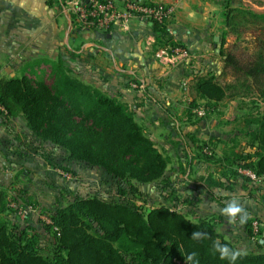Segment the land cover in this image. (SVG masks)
I'll return each mask as SVG.
<instances>
[{
    "label": "trees",
    "instance_id": "1",
    "mask_svg": "<svg viewBox=\"0 0 264 264\" xmlns=\"http://www.w3.org/2000/svg\"><path fill=\"white\" fill-rule=\"evenodd\" d=\"M218 1L224 4L226 27L236 36L235 42L221 51L224 69L230 70L235 82L242 80L237 93L245 89L242 94L253 93L264 99V13L231 7L228 0ZM152 24L157 42L167 41L169 29ZM50 67L52 72L45 80L27 75L35 69L0 79V104L7 111L0 110V120L21 114L29 133L24 140L35 146L33 154L42 157V144L55 145L66 155L54 167L69 170L72 163L99 167L121 184L132 180L153 182L164 176L167 159L122 102L72 76L60 62ZM193 83L199 98L215 103L238 88L236 83L223 85L211 75L196 76ZM251 148L246 158L232 152L211 160L209 163L221 166V178L214 172L201 185L194 183L199 196L194 202H201V189L211 194L213 186L235 178L234 167L248 168L257 177H264V113L253 132ZM203 155H189L184 170H190L194 160L210 161ZM47 161L53 164L51 159ZM119 191L124 193L121 185ZM4 199L5 194L0 192V201ZM184 201L193 202L187 198ZM6 204L0 212L6 210ZM50 220L43 223L44 233L52 237L45 245L40 244V235L32 225L0 224V264H179L186 263L192 252L198 253L199 264H232L221 260L218 253L213 255L212 244L219 240L237 249L218 234L212 221L193 220L169 206L145 212L137 205L97 195L76 197L57 207ZM198 230L206 232L208 239H192ZM235 264H264V252H241Z\"/></svg>",
    "mask_w": 264,
    "mask_h": 264
},
{
    "label": "rangeland",
    "instance_id": "2",
    "mask_svg": "<svg viewBox=\"0 0 264 264\" xmlns=\"http://www.w3.org/2000/svg\"><path fill=\"white\" fill-rule=\"evenodd\" d=\"M221 4L222 15L218 12V26L213 32L219 39L215 40L212 35L209 37L210 51H207V54L201 58H198L197 54L189 52L177 33L169 34V36L167 34V41L157 42L155 37L153 51L150 50L151 53L148 55L154 64L152 68L158 71L161 67L184 66L182 78L187 79V83L180 87L177 86L176 92L181 96L178 95L173 99L167 100V97L161 99L157 98L158 96L156 97L158 101L141 99L134 92L138 87L134 79L126 82L129 85L127 89L116 87L114 81H119V78L109 79L110 75L105 71L103 62H100V65L97 64V69H94L96 71L90 69L89 64L81 62L76 64L74 61L65 59L62 63L69 74L112 97H116L134 115L145 134L156 143L168 161L167 170L161 179L146 183L132 180L130 184H121L99 167L91 168L80 163H72L69 170L64 167H54L55 163L62 162L66 155L65 151L52 144H42V159L47 163V160L51 159L53 163L51 169L56 172H53L51 180L46 183L43 181L38 184L35 182H32V185L29 184L30 180L28 179H32V175L24 176L20 181L11 184L0 183V192L4 193L6 198L0 201V209L4 203H9L6 204V210L0 212V224L7 221L10 225L14 224L20 227L32 225L40 235V244L45 245L51 241L52 237L44 233L43 223L51 221L52 212L57 207L68 204L76 197L97 195L106 200L137 205L145 212L159 206L176 208L193 220L212 221L218 234L225 239L228 238L241 252H264V177L251 178L245 173L249 170L248 168L238 167L236 170L234 167L237 175L235 176L234 173L232 175L235 178L225 180L224 185L213 186L214 193L210 194L205 189L200 190L204 195L203 198L200 196L201 202H194V199L199 197L197 191L189 181L185 180L188 176L189 180L196 181L195 179H197L202 182L208 180L209 173L214 172H217L221 178L219 173L221 166L209 162H212L213 159L225 158L232 152L240 153L238 155L246 158L252 151L253 132L257 129L264 113V99L253 93L242 94L245 89L241 93H237L241 90L242 80L238 83L235 82L230 70L224 69L221 51L235 42L236 36L231 34L225 25L224 4L223 2ZM228 4L231 7L248 8L264 13V0H228ZM169 44L185 49L188 52V57L179 58L175 62L161 61L157 58L156 52ZM200 64H204L206 67L212 66L214 69L210 72L200 73L196 67ZM217 69L221 72L217 73ZM51 72L50 65H45L36 71L28 72L27 75L39 81L47 79ZM3 73L5 77L10 76V73H15V76H18L21 75V70H6ZM200 75L218 77L223 85L236 83L238 88L234 91L230 90L228 97L221 102H207L199 98L194 87L193 79ZM131 82L135 84L132 86ZM3 124L9 129L12 128L14 138L23 140L22 142L26 146L23 149L26 152L33 153L35 151V146L27 140L29 138L28 129L20 113L5 118ZM24 137H27L26 141ZM199 152L205 154L204 158L210 159V161H201L200 164L192 166L190 175L187 173L189 169L185 168L184 170V167L187 165L189 155L195 156ZM229 157L231 160L233 159V155ZM120 185L124 193H120ZM228 195L231 196V200L234 196H238L243 205H248L245 208L250 214V219L242 227L238 223L236 225L229 223L228 217L225 218L223 213L210 212L209 199L215 200L216 198L217 200V202L211 203L212 207L224 208L221 201L226 199L224 203H229ZM185 198L193 201L192 204H187L184 201ZM10 202H12L11 205ZM20 205L34 207L28 218H23L20 214L18 209ZM253 220H257V228L252 224Z\"/></svg>",
    "mask_w": 264,
    "mask_h": 264
},
{
    "label": "crops",
    "instance_id": "3",
    "mask_svg": "<svg viewBox=\"0 0 264 264\" xmlns=\"http://www.w3.org/2000/svg\"><path fill=\"white\" fill-rule=\"evenodd\" d=\"M116 1L122 4L125 0ZM143 1L175 4L176 11L169 21V29L177 33L189 52L197 54L198 58L210 51L209 37L216 36L213 32L218 26V12L222 15L221 2L218 0ZM155 37L153 24L140 20H136L129 30L116 28L110 33H82L76 27L73 17L63 10L62 0H0V79L5 77L3 71L6 70H36L53 62L63 63L65 59L76 64L79 62L89 64L93 71H96L94 69H97V64L103 62L105 68H102L109 73V79L119 78V81H114L116 87L127 89L129 85L126 82L134 79L138 87H134L133 90L141 99L154 101L166 97L167 100L173 99L178 95L181 96L176 92L177 86L187 83V79L182 78L184 66L175 65L154 70L152 68L154 64L148 55L151 53L150 50L153 51ZM196 67L200 73L214 69L204 64ZM197 70L195 72H198ZM220 72L217 69V73ZM12 76H15V73H10L8 77ZM134 82H131L132 86ZM12 133V128H7L0 120V183L11 184L28 175H32V179H28L31 185L32 182L38 184L51 180L50 177L56 170L51 169V165L41 156L26 152L22 140L14 138ZM21 152L25 155L20 154ZM196 164L200 162H195L192 166ZM187 173H191L190 170ZM185 180L189 181L192 187L194 183H202L197 179L189 180L188 176ZM200 196L203 198L204 195ZM227 198L230 202L231 196L228 195ZM212 200L213 198L209 199L210 212L222 214L223 208L212 207L211 203L217 202L216 199ZM225 200L221 201L223 207L227 204L224 203ZM243 206L248 207V205Z\"/></svg>",
    "mask_w": 264,
    "mask_h": 264
},
{
    "label": "built area",
    "instance_id": "4",
    "mask_svg": "<svg viewBox=\"0 0 264 264\" xmlns=\"http://www.w3.org/2000/svg\"><path fill=\"white\" fill-rule=\"evenodd\" d=\"M62 8L73 17L78 30L85 34L110 33L116 28L129 30L136 20L157 23L169 29V21L176 11L173 3H147L143 0H125L122 4L116 0H62ZM173 33L169 29L167 34ZM156 56L161 61L175 62L179 58L188 57V52L180 46L169 44L158 49ZM0 110L7 114L2 104ZM245 173L251 178H257L250 169ZM33 208L20 205L18 209L25 218ZM253 225L257 228V221H253Z\"/></svg>",
    "mask_w": 264,
    "mask_h": 264
},
{
    "label": "clouds",
    "instance_id": "5",
    "mask_svg": "<svg viewBox=\"0 0 264 264\" xmlns=\"http://www.w3.org/2000/svg\"><path fill=\"white\" fill-rule=\"evenodd\" d=\"M222 213L228 217L229 223L239 226L245 225L250 219V214L243 206L238 196H234L232 200L221 210ZM192 239L201 240L208 239V234L202 231H195L192 234ZM219 254L221 260H229L232 264L241 257L240 249H233L227 244H222L219 240L213 241L212 254ZM198 253L192 252L186 257V264H199Z\"/></svg>",
    "mask_w": 264,
    "mask_h": 264
},
{
    "label": "water",
    "instance_id": "6",
    "mask_svg": "<svg viewBox=\"0 0 264 264\" xmlns=\"http://www.w3.org/2000/svg\"><path fill=\"white\" fill-rule=\"evenodd\" d=\"M219 38L218 37H215V40H218Z\"/></svg>",
    "mask_w": 264,
    "mask_h": 264
}]
</instances>
